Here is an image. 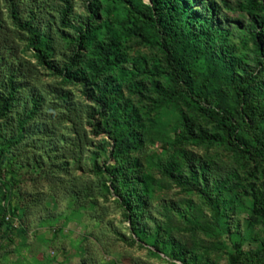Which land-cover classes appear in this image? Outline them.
Here are the masks:
<instances>
[{
  "label": "trees",
  "instance_id": "1",
  "mask_svg": "<svg viewBox=\"0 0 264 264\" xmlns=\"http://www.w3.org/2000/svg\"><path fill=\"white\" fill-rule=\"evenodd\" d=\"M5 1L15 31L25 33L37 62L59 82L38 90L31 83L36 70L17 54L10 36H2L0 239L27 230L23 223L16 229L13 220L29 208L10 201L17 171L27 168L46 179L54 193L70 198L73 209L91 210L99 197H114L132 243L149 246L173 264H200L191 240H182V230L155 216L156 180L145 153L146 142L155 139L164 150H181L180 158L157 156L158 171L208 208L204 223L197 218L202 216L199 206L191 214V235L208 229L216 239L230 235L229 218L241 212L248 224L264 226V0H236L234 8L228 0H87L85 14H74L71 0H52L57 4L51 18L43 17L46 0ZM231 9L244 12L247 22L230 17L226 10ZM128 38L157 50L158 57L128 65ZM63 44L68 53L59 51ZM58 54L63 58L53 59ZM69 85L80 86L90 104L76 100L65 88ZM134 96L150 101L155 115L141 112ZM171 103L185 108L171 128L174 138L165 134V120L157 113ZM86 126L112 142L109 159L114 163L99 165L98 151L90 155L97 181L85 176ZM183 144L221 145L234 161L193 159ZM98 147L105 150L106 145ZM27 200L32 205L33 199ZM261 241L248 250L233 241L227 264H264ZM83 254L79 264H103L88 244Z\"/></svg>",
  "mask_w": 264,
  "mask_h": 264
},
{
  "label": "rangeland",
  "instance_id": "2",
  "mask_svg": "<svg viewBox=\"0 0 264 264\" xmlns=\"http://www.w3.org/2000/svg\"><path fill=\"white\" fill-rule=\"evenodd\" d=\"M143 1L148 2L149 0ZM46 2L49 5L46 8L47 11H45L47 13L43 14V17L51 18L50 15L55 14L52 6L57 3H53L52 0H46ZM71 2L74 14L86 13L87 0H71ZM228 2L233 8L235 7L236 0H228ZM226 13L230 17L242 20L243 24L247 22L244 12L238 9L226 10ZM0 20L6 26L0 28V40L2 36H10L13 46L17 48V54L24 56L29 64L33 66V69L36 70V77L32 79L31 83L38 90L50 83L58 84L59 79L51 75L49 69L41 66L32 50L27 47L25 33L15 31V26L10 19L8 3L5 0H0ZM10 31L12 33L14 31V34ZM10 34L14 36L11 37ZM235 40L238 42L239 39ZM124 42L128 65L135 60L150 63L151 60L158 57L157 50L140 43L136 38H128ZM64 46L66 45H61L59 51L68 53L69 50ZM250 46H252L251 41L248 42L245 52H248ZM55 58L61 60L63 57L58 54L53 59ZM65 88L72 91L76 100L90 104L83 96L80 86L69 85ZM123 92L127 95L126 89ZM133 99V103L139 107L141 112H150V116L155 115V107L150 101L137 96H134ZM182 108L180 104L174 105L171 103L157 112L160 118L165 120V134L170 138H174L171 128L176 124V116L179 109ZM86 130L90 145L84 152V156L87 158L85 176L97 181L92 170V156L90 155H93L91 154L92 151H98L96 162L99 165L104 164L105 161L114 163L113 159H109L112 142L105 133L95 134L89 126H86ZM101 142L106 145L105 150L99 149L98 145ZM146 143L145 153L150 156L152 161L150 164L145 161V164L146 166L149 165V171L156 180L153 185L151 199L154 212H159L158 214L155 213V216L161 221L163 220L165 224H170L172 227H178L182 230L180 235L182 240L184 242L191 240L190 242L193 243L200 264H227L228 254L235 250L232 243L236 239L240 241L242 250L256 248L261 244V239L264 238V226L248 224L247 215L244 212L233 214L229 218L231 222L230 235L220 234L216 239L209 235L208 230L210 229L207 231L196 230L194 235H191L188 232L191 223L187 222L191 214L195 213V209L199 206L202 216L197 218L199 223H204L209 217L208 208L203 206L198 195L185 192L181 187L175 185L163 176L154 164L157 156L166 157L171 153H175L179 157L181 150L179 147L175 150L171 146L164 150L161 141L156 139L153 142ZM181 147L193 159H212L227 163L234 161L233 155L221 145L183 144ZM234 165L239 164L235 162ZM77 172L81 173V171ZM16 174L18 182L12 184L11 206L21 208L26 206L29 208V213H26L22 218L14 215L13 224L16 229H19L21 223H23L27 230L26 232L13 231L9 236L0 239V264H79L81 257L84 255V247L87 244L90 252L103 264H173L172 260L162 253L154 252L155 250L149 246L140 247L137 243L131 242L129 223L125 219L122 209L115 202L114 197H99L98 205L91 210L73 209V202L69 200L70 198L63 197L61 191L54 193L50 183L36 172L22 168ZM30 198L33 199L32 205L27 206V199ZM37 199L41 200L37 202ZM170 202H174V205ZM171 206L175 208L172 209ZM165 216H168L169 219ZM236 223L239 224L238 233L235 231ZM96 237L98 240H95Z\"/></svg>",
  "mask_w": 264,
  "mask_h": 264
}]
</instances>
